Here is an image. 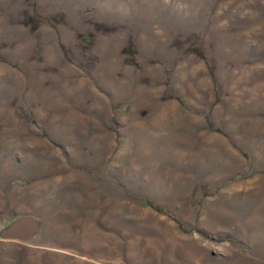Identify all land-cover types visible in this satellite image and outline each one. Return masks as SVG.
<instances>
[{
	"label": "rangeland",
	"instance_id": "rangeland-1",
	"mask_svg": "<svg viewBox=\"0 0 264 264\" xmlns=\"http://www.w3.org/2000/svg\"><path fill=\"white\" fill-rule=\"evenodd\" d=\"M0 264H264V0H0Z\"/></svg>",
	"mask_w": 264,
	"mask_h": 264
},
{
	"label": "trees",
	"instance_id": "trees-1",
	"mask_svg": "<svg viewBox=\"0 0 264 264\" xmlns=\"http://www.w3.org/2000/svg\"><path fill=\"white\" fill-rule=\"evenodd\" d=\"M148 205L155 211L159 212V213H162L168 217H172L171 214L169 213V211H167L166 209L156 205V204H153V203H148Z\"/></svg>",
	"mask_w": 264,
	"mask_h": 264
}]
</instances>
